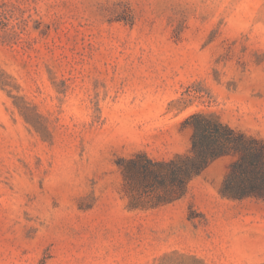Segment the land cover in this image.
<instances>
[{
    "label": "rangeland",
    "instance_id": "rangeland-1",
    "mask_svg": "<svg viewBox=\"0 0 264 264\" xmlns=\"http://www.w3.org/2000/svg\"><path fill=\"white\" fill-rule=\"evenodd\" d=\"M197 112L264 138V0H0V264H264L233 157L130 207L121 160L188 153Z\"/></svg>",
    "mask_w": 264,
    "mask_h": 264
},
{
    "label": "trees",
    "instance_id": "trees-1",
    "mask_svg": "<svg viewBox=\"0 0 264 264\" xmlns=\"http://www.w3.org/2000/svg\"><path fill=\"white\" fill-rule=\"evenodd\" d=\"M193 131L188 153L169 161L146 153L122 159L120 168L132 209H155L183 198L190 183L213 161L233 157L219 193L229 199L264 200V138L224 124L217 115L197 112L185 121Z\"/></svg>",
    "mask_w": 264,
    "mask_h": 264
}]
</instances>
